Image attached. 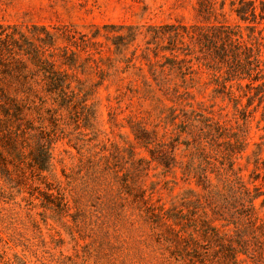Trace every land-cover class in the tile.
Wrapping results in <instances>:
<instances>
[{"label": "trees", "instance_id": "trees-1", "mask_svg": "<svg viewBox=\"0 0 264 264\" xmlns=\"http://www.w3.org/2000/svg\"><path fill=\"white\" fill-rule=\"evenodd\" d=\"M235 2L231 1V5L240 20L264 19V0H259V13L254 0ZM212 9L211 0L198 4V12L205 18ZM101 35L113 46L111 51L118 56L115 60H124L126 68L133 66L130 63L136 57L143 60L137 67L142 82L138 92L146 100L161 101V96L169 100L190 97L189 88L193 87L196 73L190 65L192 59L216 73L224 67L223 81L217 74L212 79L222 89L224 81L231 77H252L254 72L252 80L264 78L259 70V41L244 42L239 25L163 23L149 24L141 30L137 25L104 24L89 34L72 24L49 29L33 23L23 29L16 23L0 22V170L5 168L6 155L19 160L26 157L24 149H28L31 163L38 170L47 171L53 143L58 132H64L61 123L95 132L96 110L89 99L97 85L75 74L95 71L103 75L100 62L104 59H109L111 67L115 66L110 57L96 60L92 56L91 49L100 53V42L96 39ZM141 35L144 46L140 53L136 55L133 49L126 56L129 45ZM142 64L147 67L146 73ZM255 87L264 88V81ZM32 112L36 113L35 118L29 117ZM45 120L49 121L48 125L43 124ZM163 121L172 126V132L166 128L159 135L154 129L135 124V139L147 149L150 160L136 157L130 147L126 153L134 167L133 173L119 174L116 164H112L110 157L115 158V153L120 155L118 148L113 149L111 156L100 149L98 160L89 164L92 173L103 178L104 185L112 187V195L124 201L130 198L138 218L168 252L167 260L183 264H241L244 259L238 256L244 254L255 264H264V218L258 216L254 204L261 196L259 207H264V192L257 186L247 187L233 169L234 159L245 149L242 129L234 131L194 109L176 112L170 108ZM258 155L255 151L252 158L256 167ZM151 161L165 172L179 167L183 180L193 179L204 193L187 190L180 207L165 209L150 202L145 198L141 178L147 175ZM210 174L217 183L212 182ZM58 191L46 195H56L48 202L54 203L52 209L56 214H61L69 206ZM216 221L226 223L218 226ZM228 225L233 226L232 233L220 228Z\"/></svg>", "mask_w": 264, "mask_h": 264}, {"label": "rangeland", "instance_id": "rangeland-1", "mask_svg": "<svg viewBox=\"0 0 264 264\" xmlns=\"http://www.w3.org/2000/svg\"><path fill=\"white\" fill-rule=\"evenodd\" d=\"M200 1L0 0V22L16 23L23 29L33 23L49 29L72 24L89 34L96 26L104 24L137 25L141 30L149 24L163 23L239 25L244 42L259 41V70L264 75V19L240 20L233 11V0H211L212 13L205 18L198 12ZM254 1L259 13V0ZM96 40L100 42V53L91 49L92 56L96 60L110 57L115 66L111 67L109 59H104L100 65L105 75L95 71L75 74L79 79H88L87 83L97 85L89 99L96 110L95 132L61 123L64 132H58L53 143L51 165L47 171H40L31 163L28 149H24L26 157L19 160L4 153L5 168L0 170V264H183L167 260L168 252L138 218L130 198L124 201L112 195V187L104 185V179L97 178L89 166L98 160L100 149L111 156L113 149L118 148L120 155L115 153V158L110 157L112 164H116L119 174L133 173L134 167L126 153L130 147L136 157L150 160L147 149L135 139V124L154 129L159 135L166 128L172 132V126L163 121L170 108L176 112L194 109L234 131L242 129L245 149L234 159L233 169L247 187L257 186L264 192V88L255 87L264 78L252 80L254 72L252 77H231L224 81L225 88L222 89L212 79L213 74H217L223 81L225 68L216 73L192 59L190 65L196 73L193 74V87L189 88L190 97L169 100L161 96V101L146 100L138 92L142 82L137 67L143 60L136 57L130 63L133 66L126 68L124 60H115L118 56L111 51L113 46L109 40L103 35ZM185 43L189 41L185 40ZM143 46L141 35L129 45L126 56H130L133 49L138 55ZM142 65L146 73L147 67ZM114 69H117L116 74ZM35 115L32 112L29 117L35 118ZM63 119L67 121L66 115ZM33 123L37 124L36 121ZM43 124L48 125L49 121L45 120ZM68 132L71 135H66ZM255 151L259 153L257 167L252 161ZM176 153L179 157L180 150ZM146 174L141 178L146 189L145 198L165 209L180 207L182 197L189 189L194 194L204 193L193 179L184 181L177 166L165 172L163 167L151 161ZM210 178L217 183L213 174ZM57 189L69 206L61 214H56L52 209L54 203L48 202L56 195H46L56 194ZM261 199L260 196L254 204L258 216L263 219L264 207H259ZM207 214L211 217L210 211ZM197 216L196 220L199 219ZM215 223L220 226L226 222ZM220 228L229 233L233 230L232 225ZM238 257L244 259L241 264H255L244 254Z\"/></svg>", "mask_w": 264, "mask_h": 264}]
</instances>
